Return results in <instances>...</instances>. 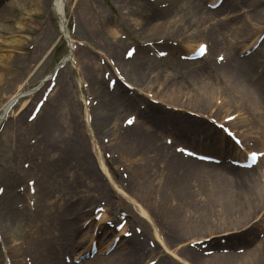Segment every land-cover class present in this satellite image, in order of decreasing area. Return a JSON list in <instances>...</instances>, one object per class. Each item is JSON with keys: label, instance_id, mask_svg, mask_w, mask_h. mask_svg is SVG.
<instances>
[{"label": "rangeland", "instance_id": "1", "mask_svg": "<svg viewBox=\"0 0 264 264\" xmlns=\"http://www.w3.org/2000/svg\"><path fill=\"white\" fill-rule=\"evenodd\" d=\"M9 1L11 0H0V10L4 5H7ZM46 1L47 0L44 1L45 5L39 8L35 7L34 4L21 1V3L17 2L21 7L11 4L3 10V15L5 13V15H10L12 18L8 21H4V18H2L3 20L0 19L1 24L9 22L14 26L12 32L8 31L0 36V71L7 72L6 76L8 77V83L5 82L2 86L0 85V106L15 90L22 89L23 91H27L43 81L53 70L54 66L59 63L67 53L68 48L66 46V41L62 36L60 37L59 19L51 4ZM62 1L64 4V24L66 25V31H68L72 38L82 42L80 45H77L75 49L74 56L76 64L68 62L65 66L60 68L51 95L48 97L37 116L29 121L30 125L26 120V115L28 116L29 110L24 109L19 112V107L22 105V102H18L11 114L1 122L0 172L10 171L16 173L18 169L21 168V163L26 159V155L23 154L21 150L25 147L23 145L25 134L28 135L30 143H33L35 137L32 132L38 128L42 129L44 139L55 134L68 133L73 136L75 141L80 140L81 149L79 145H76L75 149L79 147V151H74L72 153L73 155L76 152L73 155L74 160L68 161L63 157L62 163L55 167L57 176L53 179L54 185H52V195H50V197L52 200H58L56 205L60 204L58 209L62 213L63 205L69 206L74 200L77 201L80 195L90 193L92 195L91 199L95 198V200L91 203L92 205L90 204L86 206V208L92 211L93 206L99 204L102 200L101 191L103 187L109 186L110 190L111 188H115L120 194L117 192L114 193V200L112 199L115 202L114 206L117 207V210H123L126 213L129 211L133 214V217L129 220V227L127 228L129 230H134L135 227H138L141 229L139 236L145 239V250L140 258L143 264L150 257H156V260L159 259V261H162L164 264H185L182 262L184 260L187 264H208L205 260H208L210 255L204 256V260L196 259L201 251H196L197 249L188 244V242L190 243L191 240H194L200 235H202L203 238L208 237L214 240L216 248L223 245V240L226 241L225 244H228L229 247H231L230 249H232H229L226 253L235 254L248 252L251 247H255L260 240L264 241V182L261 181L258 198L260 202L244 220L235 221L234 218L237 219L238 214L231 215L230 217L225 214L224 216L222 213L220 214L218 210H216L218 209L217 205L219 204V199L214 202L216 206L210 208L213 210V213L204 218H197L196 222H194L192 232L186 237H180L178 234L181 233L175 227L174 230L171 228L170 231H166L162 226H159L158 229L163 237L164 243L169 249L168 253L164 252L161 246L155 245L156 242L152 235L151 221H143L138 214L140 212L136 206L142 205V207L146 209L147 205L144 201L138 200L139 198L136 195L135 187L132 185L127 187L124 183H122L121 186L119 182L121 178L120 173L115 169V166L119 164L124 166V169L129 175L132 174L135 166L133 167L132 164H129L128 160L131 156H143V153L141 150L130 152L131 147L123 156L112 158V154L118 155L119 150L115 147L107 146V142L105 143L103 141L107 138L109 141L114 142V134H111L112 131L119 129L120 121H122L124 116L135 112L133 108H135L137 101L131 100L129 103H124V99L118 100L117 98L109 99V102L105 101L102 97L104 95L100 93L101 87L97 82H99L98 79H102L105 83L107 80V73H105L106 67L99 63V58L101 60V58H105L106 55L112 57L117 51H122L125 46L136 44L137 53L134 55V58L119 64V66H122L128 81H133L135 85H139L155 93L158 97L162 96L163 99L168 100L167 102L165 101L166 107L163 104H157L153 105V107L149 106L144 108L148 111L144 113L149 116V125H146V127L153 128L154 132H162V130L166 128L164 123H172L171 121H173L172 124L176 125L178 129V127H183L184 122V127H186L185 129L187 131L188 129H192V131H188L190 135L185 137V140L182 142L186 145L191 144V142L198 143L195 137H192V135L196 136L194 129L201 128V126L196 123H206L207 125L212 124L215 126V122H213L214 119L217 118V122H223L224 119H222V117L224 115L235 112L236 110L230 109L225 111V108L219 113L209 112L207 108L205 109V107H203L207 105V103H193L192 101H188L185 98L186 96L178 100V102L186 103V105H180L169 101L173 100V98L167 96V89L169 87L173 88L178 86L186 92V89L192 88V86L189 85V83L192 82L190 78L192 75H187V73L182 71V67H187L185 59L182 61V59L174 56L171 49L168 50L165 56L159 57L156 55L155 50L150 48V46L144 45V43L148 41H160L164 39L168 33L161 31L160 33L152 35L148 33L149 31L144 30L145 28H152L156 21H161L162 19L155 20V16L149 15L146 11L147 7H145L141 0ZM202 1L204 5L207 0ZM248 1L249 0H243V3L236 8L234 13L240 14L241 17L246 15L248 9L246 4ZM160 2H164V0L159 1V3ZM227 2H229V0L225 1L223 11L221 10V14L215 17V19L219 16L226 19L232 14L229 9L227 10L225 8ZM23 7L25 10H23ZM260 9H264V4ZM175 17H178L177 20L180 21L178 25L181 28L178 30L183 28V35L185 37L186 34H193L200 31L203 25L201 19L199 20L197 10H193V7L189 4H185L184 10H180ZM253 22L254 21H250L247 24V30L250 31L251 29L250 33L255 31L258 26ZM111 27L115 28L114 35L111 32ZM196 42H198V40L195 39L194 36L186 38V41L180 45L179 51L185 49L187 43L195 44ZM53 43H56V46L49 51ZM159 44L160 42L157 44L156 50L161 49L158 46ZM163 47H166V45L163 44ZM218 50H220V48H214L212 52ZM262 50L264 51V47ZM119 54L121 55V52H119ZM238 56L241 58L242 53H239ZM114 59L116 58L114 57ZM116 60L118 61V59ZM207 61L208 65L205 69H207L211 75V71H216L217 66L220 65H217L211 56ZM10 64H15L16 67H13V69L12 67L8 68ZM138 64H142L143 71H137L139 70ZM73 66L76 68H73ZM92 66H97L98 79H96L94 75H88V71ZM79 79L87 83L84 91L85 95L91 100V103L87 105L88 113L91 114L90 123L88 125L83 121L81 116L84 105L80 97L81 91L83 92V90L79 87ZM45 83L46 82H44V84ZM187 84L189 86H187ZM184 85L186 88H182ZM102 86L106 88L105 85ZM36 93L38 94L35 98H38L40 90ZM123 93L125 94V92ZM129 94L132 98H143L146 103V98L137 94L135 91L131 90ZM218 97L222 99L223 94H219ZM128 99L129 98H127V100ZM213 100L214 97L211 98L212 102ZM219 104L218 102L217 105ZM157 107H159L160 111L157 112L156 116L155 112ZM96 111L97 113L102 112L105 114L104 117L98 114L96 115ZM242 112L241 110L239 111L237 117L240 118L239 122L237 123L236 118V123L232 125V128L239 133L241 138H243V136L246 138V142L250 144L248 149L260 151L263 153L264 158V136H262L253 124L246 121L247 114L244 112L242 114ZM262 113L264 114V108ZM140 114L141 112L139 115ZM182 116L186 117L187 122H185ZM186 123H188L189 126ZM214 137V140L217 139V144L201 146L199 143V150L216 156L220 160L219 163H221L223 159L231 163L232 158H236L237 156L236 152L238 148L232 146L233 142L221 129L218 130ZM129 139L130 137H125L126 141H129ZM19 142L22 143L21 147L18 146ZM97 146L101 148L102 154H110V157L105 159V162L108 168L112 170L113 175L116 174V177L113 176L116 186L109 183L99 169L97 171L98 179L93 180L88 176L87 158H89L90 163H94L95 165L98 163ZM163 155L164 153L160 155L162 160ZM81 156L86 158L84 162L80 161L79 157ZM124 161L127 163L126 166L124 165ZM25 162L28 161H24V163ZM148 162H150V160H148ZM154 163V161L150 162L152 167H154ZM219 163L216 165H221ZM143 164L144 162L142 160L140 166L142 169L146 167V165ZM159 164L161 165L162 163L159 161ZM12 167L16 169V172H14ZM49 168L50 167L43 171L38 169V173L43 181L52 180L49 175L55 174L51 171V168ZM255 171L257 173L264 171V161H262ZM230 174L235 175L236 173L233 172ZM119 190L124 191V194L133 201L126 198ZM123 197L131 201V203L126 202ZM110 210L113 212L115 209L112 208ZM153 214H157L156 211L151 214V219L155 222ZM28 217L29 215H27V212H24L22 216L9 215L7 219H3L4 222L2 226H0V234L7 239L5 240L6 244L19 241V238L24 234V229L26 227L25 223ZM137 217H140V219L137 220ZM83 220L79 221L78 224L83 222ZM87 220L86 218L83 223ZM224 221L227 223H224ZM24 225L25 227L23 228ZM86 225L87 227H85ZM86 225L80 230L82 234H85L87 231V234L92 232L94 235L95 227L91 230L92 227L88 228L89 225ZM150 241L154 246L149 244ZM171 253L174 257L177 255L182 261H179V258L175 257V259L172 257L170 255ZM217 253H221V251ZM5 256L4 244L2 240H0V264H5ZM19 259L21 260V256H19ZM93 260L94 259H91V261ZM263 262L264 253L259 255L257 263L263 264ZM89 263L90 260H88L86 264Z\"/></svg>", "mask_w": 264, "mask_h": 264}, {"label": "bare ground", "instance_id": "2", "mask_svg": "<svg viewBox=\"0 0 264 264\" xmlns=\"http://www.w3.org/2000/svg\"><path fill=\"white\" fill-rule=\"evenodd\" d=\"M21 1L34 4L37 8L45 5V0H11L0 10V19L3 20L2 18H4V21L11 19L12 17L10 15H5V13L3 15V10L11 4L21 7L17 4V2L21 3ZM214 1L215 0H209L210 3ZM46 2L52 5L54 12L59 16L60 27H63L62 1L47 0ZM242 3L243 0H229L225 8L227 10L229 9L232 14L226 19H215L214 17L221 14V10L223 11V4L215 9H210L209 7H203L202 0H171L166 8L160 9L157 4H146L144 2L145 7H147L146 11L149 15L155 16V20L162 19L161 21H156L152 28H145L144 30L149 31L148 33L152 35L164 31V33H168L166 37H176L179 42H183V39L186 40V38L194 36L197 40L210 41L209 52L214 50V48H220L219 51H229V55L225 60L227 64L221 65L218 63L220 66H217L216 71H211V75L208 70L205 69L208 65L206 58L210 53L208 55L204 54L201 60H186L185 64H187V67H182V71L187 73V75H192L190 77L192 82L189 83L192 88L186 89L185 92L184 89H180L178 86L173 88L169 87L166 92L167 96L173 98V100L169 101L180 105H186V103L178 102V100H180L179 98L186 96L185 98L193 103H207V105L203 107H205V109L207 108L209 112L219 113L225 108V111L230 109L236 110L222 117L224 118L230 114H235L234 118L229 121L230 124L236 123V118L241 110L247 114L246 121L253 124L262 136H264V114L262 113L264 108V51L260 48L245 55L243 54L244 56L242 55L241 58L238 56L239 53L250 48L258 38L259 32L264 28V9H260L264 4V0H249L246 4L248 7L247 14L243 17L238 13H234L236 8ZM185 4L191 5L193 10H197L199 20L201 19L203 23L202 26H204V28L207 25L209 26L208 31L202 30L193 34H186L185 37L183 35L184 29L178 30L181 28L178 25L180 21H178V17L176 18L175 16L180 10H184ZM23 10H25L24 7ZM1 20L0 36L5 32H12L14 25L9 22L1 24ZM250 21H254L253 23L258 25L257 29L252 33H250L251 29L250 31L247 30V24ZM111 32L113 35L115 34L114 27H111ZM262 44H264V41ZM187 47L190 48V46ZM220 54L219 52L216 53V57ZM138 65L139 70L137 71H143L142 64ZM10 67L13 69L16 65L10 64L8 68ZM6 73L0 71L1 86L5 82L8 83ZM88 75H97V66H92L88 71ZM189 85L187 84V86ZM184 87L185 85L182 88ZM18 92L19 90H15L7 97L6 101L3 103L2 111H5L12 98L20 94ZM121 93L122 91L120 87H118L110 96L120 98ZM146 93L149 92L146 90ZM218 93L223 94L222 99H219ZM151 96L153 95L151 94ZM213 97L214 100L212 102L211 98ZM158 100L161 103H163V101H168L167 99H163L162 96H160ZM129 102L130 100H124V103ZM218 102L220 103L219 105H217ZM159 111V107H157L155 112L156 116ZM182 117L185 122H187L186 117ZM239 119L240 118H237V123ZM171 122L173 123V121ZM172 123H164V126ZM186 124L188 125V123ZM196 124L201 126V128L194 129L196 136L192 135V137H195V140L198 141L201 146L217 144V139H213L215 138L214 135L218 132L214 125H207L206 123ZM184 125L183 122V127H179L183 137L190 135L188 131H192V129H188L187 131ZM24 140L26 141V138ZM176 140H178L177 136ZM157 143L158 140L152 133L147 134V136L138 135L133 138L130 137L129 141L125 140L124 143L115 144V146H117L115 148L120 151L121 156L131 147L130 152L142 150L144 156L141 158H144L143 160L147 163L145 164L146 167H144V170L130 175V185L135 187L136 195L139 198L138 200L144 201L147 205L146 210L143 209L141 205H137L142 218L151 220V214L156 211L161 218L160 226L166 231H170L171 228L174 230V227L177 228L181 233L178 235L183 238V236L186 237L192 232L194 222H196L197 218H204L213 213V210L210 208L216 206V203H214L216 200L220 199L217 205L218 209H216L220 214L222 213V215L225 214L229 217L238 214L237 219L234 218L235 221L244 220L259 204L260 182H264V171L257 173L255 171L256 168H237L226 163H222L219 166L208 164L198 160L195 161L191 158H183V156H179L175 151L172 153L173 158L170 160L169 166L167 164L161 166L159 164V159L163 148L157 145ZM76 145L80 147V140L75 141L73 136L68 133L55 134L43 140L40 147L42 157L37 167L41 171L44 169L47 170V168L50 167L51 171L55 174L49 175L52 180L43 181L40 176L33 173L35 175V186L27 185V189L32 187L36 194H29L25 191L16 189L18 182L22 181L24 174L28 173V171L20 172V169H18L16 172V169L12 167L16 173L6 171L0 172V182L4 184L6 188L5 192L0 195V226H2L4 222L3 219H7L9 215L18 216L24 209H28L29 211L26 227L25 225L23 226V228L25 227V233L20 240L22 248H8L9 253L7 257L10 258L9 260L12 264H74L67 263L61 258H65V255L69 253L74 254L73 257H75L89 250L90 243L94 239L93 237H89L90 235L87 234V231L85 234H82L80 226H82L81 224L83 222L80 224H78V222L91 215L89 213L90 209L86 208V206L93 203L95 198L91 199L92 195L90 193H84L78 197L77 201L74 200L71 202L69 206L63 205V212L60 213L58 209L60 204L56 205L58 200H52L50 197V195H52V185H54L53 179L57 176L55 167L62 163L63 157L68 161L74 160L73 155L79 151V147L75 149ZM242 145L245 148L248 147L246 143H242ZM18 146L21 147L22 143L19 142ZM164 147L166 148V146ZM74 151L76 152L72 155ZM236 153H240V150ZM148 158H150V162H155L153 165L154 167L148 163ZM79 159L83 162L86 160V158L82 156L79 157ZM139 161H141V159H138L135 165H138V163H140ZM262 161H264V158L259 160L258 164L262 163ZM100 164L103 172L107 175L108 179L111 180V175L108 173L101 160ZM87 168L88 176L93 180L98 179L97 170L94 165L88 162ZM233 172L236 174H230ZM28 181L29 180L26 182ZM105 188L106 187H103L101 192L107 200V204L105 205V212L102 213L98 221L99 224L108 221V209L110 210V208L114 207L113 200L111 199L112 192H108ZM22 196L24 200L18 205L17 202L20 201ZM27 196L33 199L32 203L26 201L25 198ZM116 209L113 212L115 216L117 213ZM153 216H155V214H153ZM224 223L227 222L224 221ZM153 233L158 240H160L164 250H167L166 245L161 241V237L158 236L155 227ZM101 234L102 236L98 243V247L99 250L104 252L113 244V238L116 235H113V230L109 229V227H102ZM118 234L122 235L123 230ZM110 235H112V238H110ZM1 236L5 243L7 239L3 235ZM200 236H197V238ZM144 247L143 241L140 240V237L136 234L129 238H121L114 247V252L112 251L108 256L97 255L93 257V261L90 260V263L141 264L142 261L140 258ZM20 249L22 260L19 259ZM63 252H65L64 255H62ZM263 253L264 241L260 240V242L255 247H251L248 252L243 254L215 253L211 254L208 257L209 259L205 260V262L208 264H258L259 255ZM199 256L198 254L196 259L204 258ZM150 260L151 259L147 262ZM87 262L88 260L80 262V264H86ZM155 264L164 263L158 260Z\"/></svg>", "mask_w": 264, "mask_h": 264}, {"label": "snow or ice", "instance_id": "3", "mask_svg": "<svg viewBox=\"0 0 264 264\" xmlns=\"http://www.w3.org/2000/svg\"><path fill=\"white\" fill-rule=\"evenodd\" d=\"M200 48L204 49L205 46L202 44V45H200ZM129 54H131V53H129ZM128 122L131 123V120H129ZM248 155L254 159L258 155V153L252 152V153H249Z\"/></svg>", "mask_w": 264, "mask_h": 264}]
</instances>
